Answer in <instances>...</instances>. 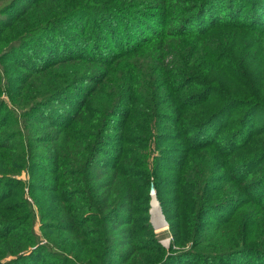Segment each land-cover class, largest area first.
<instances>
[{"label": "trees", "instance_id": "trees-1", "mask_svg": "<svg viewBox=\"0 0 264 264\" xmlns=\"http://www.w3.org/2000/svg\"><path fill=\"white\" fill-rule=\"evenodd\" d=\"M0 5V60L12 69L6 85L20 111L0 101V184L11 187L0 189V264H130L134 255L115 242L150 251L129 226L150 200L158 162L173 165L166 181L179 205L172 219L161 204L172 243L155 264H264V222L241 218L226 238L218 229L233 213L216 214L237 201H210L238 190L244 205L264 211V119L257 127L254 115L264 114V0ZM233 108L241 118L226 121ZM153 139L178 148L161 153ZM32 165L49 183L30 178ZM31 189L55 196L43 225L51 246L34 230Z\"/></svg>", "mask_w": 264, "mask_h": 264}, {"label": "rangeland", "instance_id": "rangeland-1", "mask_svg": "<svg viewBox=\"0 0 264 264\" xmlns=\"http://www.w3.org/2000/svg\"><path fill=\"white\" fill-rule=\"evenodd\" d=\"M0 8H2V6L0 5ZM240 44H237V47ZM242 47V46H241ZM2 49L0 48V57H1V53H2ZM11 67L9 65H7L4 61L0 60V78H1V82H0V101H3L7 107V109L13 110L15 113L20 114V111L14 106L13 104V96H14V92L8 91L7 90V82L6 80H8L9 76H10V71H11ZM13 73V72H12ZM11 73V74H12ZM236 108V107H235ZM233 108L232 110L230 109L229 111V116L227 118L226 121L230 120L231 117L235 114L237 118H241V112L240 111H236V109ZM236 111V112H235ZM255 125L258 127L259 126V121L263 118L264 119V114L260 113V111L255 112ZM10 118L6 119L7 123H10ZM4 121V116H0V123ZM225 122V120H224ZM227 123V122H225ZM225 140V139H224ZM151 145L153 148L155 147H159L161 148V153L164 154H169L168 148L170 146H173V148L177 149L178 146L177 142H170L167 143L165 142L164 144H158V142L156 140H152L151 141ZM34 151L36 153L38 152H43L46 153L47 155H49V151H48V146H34ZM158 154H155L154 157H150L149 159H155L157 157ZM160 156V155H159ZM150 162V160H149ZM181 162H183V159L181 156H179V160L178 163L180 164ZM41 163H47V161L41 162ZM163 163L158 162L157 166L155 167V172L154 175L152 176V178L149 180L150 183H153V185L155 186V192H156V197L157 200L160 204L162 213H163V208L161 206V204L164 202L165 207L167 208V211L169 213V216L172 219H176L175 216L177 215V207H178V200L175 198L174 195V191H175V185L171 182V181H166V179L169 177V175L171 174V171L173 169V165H171L172 167H167V168H162ZM216 170H218V168H216ZM28 174L30 176L31 179H33L34 181L40 180L42 182H46L49 183V178L51 177L50 174L44 171H41L36 165L35 166H31L29 168ZM26 174H22L20 177V180L22 179L23 181L26 182ZM0 189H11L10 186L4 185V184H0ZM0 190V193H2V191ZM22 191H24V189H22ZM25 191L27 192L28 189L25 188ZM24 191V192H25ZM25 192V193H26ZM29 194V193H28ZM1 195V194H0ZM39 197V204L36 205L37 208L33 209L35 212V216H34V230L36 232V234L40 237L41 240V244L42 245H46V246H51L50 243L51 241V237L46 238L47 235V230H45L46 228L43 226L44 224H47L49 222H51V213L54 210V205H55V200L53 197V195L51 194H42L39 192V190L37 189H31L30 190V196H27V201L29 204L34 203V200ZM235 198V200L237 201V207L235 209H231L224 211L223 209L219 212H217L216 214V218L219 217H227L232 214L234 217L232 218L231 222L229 224H225L220 226L221 230L219 231L218 229V233L221 236L224 237H234L239 229V225L241 222V218H243V220H252L255 222H264V211L260 210L258 207L256 206H250L249 204H245L244 205V195L241 193V191H232L230 194L229 193H223L221 195H217L214 198H212L210 201L212 202H225L228 199H232ZM11 202L13 201L12 199L10 200ZM230 201V200H229ZM244 205V206H243ZM137 206L139 207V216L140 218L132 223L129 227L131 229V238H134L135 244L143 246V240L145 238H149V240L151 241L150 245H152V247H147L150 249V251H145L142 252L138 255L134 254L135 249H131L129 246L125 247V248H120L118 247V245L121 243L120 240H116V244H115V250L119 251V252H129L132 255H134L135 259L130 261V264H155L156 262L159 261V263L163 260L162 256H163V252L165 251V255L169 254V248L171 246L172 243V235L169 232V224L167 222V226L162 229L161 231H158L156 229L153 228L151 222H150V200L148 202H139L137 204ZM227 209V208H226ZM238 209V210H236ZM236 210V211H235ZM211 211V210H210ZM235 211V212H234ZM164 216V214H163ZM207 219H209V216H212L211 212H209V214L207 215ZM165 217V216H164ZM228 218V217H227ZM213 220L215 221V218H213ZM222 220H220L221 222ZM147 223H149L150 228L147 227ZM260 226V223L256 226H254V228H258ZM220 232V233H219ZM61 239L63 241L62 244H66V238L61 236ZM113 248V247H112ZM161 248L164 249V251L162 252ZM175 250H178L176 247H174ZM174 250V251H175ZM180 250V249H179ZM178 250V251H179ZM185 251V250H183ZM164 257V256H163ZM34 262H37V260H32ZM254 261V260H252ZM194 264V262L189 259L188 257L186 258H178L177 261H170V264ZM222 264H228L226 263V261Z\"/></svg>", "mask_w": 264, "mask_h": 264}, {"label": "water", "instance_id": "water-1", "mask_svg": "<svg viewBox=\"0 0 264 264\" xmlns=\"http://www.w3.org/2000/svg\"><path fill=\"white\" fill-rule=\"evenodd\" d=\"M149 196H150V222L153 228L155 229L153 219H156V221L158 220L159 223L157 224V226H160V227L167 226V222L165 220V217L163 216V213H162L160 204L157 200L156 192H155L153 185H151L150 187ZM155 214H156V217L154 216Z\"/></svg>", "mask_w": 264, "mask_h": 264}, {"label": "bare ground", "instance_id": "bare-ground-1", "mask_svg": "<svg viewBox=\"0 0 264 264\" xmlns=\"http://www.w3.org/2000/svg\"><path fill=\"white\" fill-rule=\"evenodd\" d=\"M154 216L156 217V214ZM153 223H154L155 229L158 231H161L162 229H164L166 227V226H163V227L157 226V224L159 222H158V220L156 221V219H153Z\"/></svg>", "mask_w": 264, "mask_h": 264}]
</instances>
